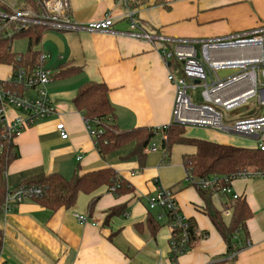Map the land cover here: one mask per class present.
I'll use <instances>...</instances> for the list:
<instances>
[{
    "label": "crops",
    "instance_id": "1",
    "mask_svg": "<svg viewBox=\"0 0 264 264\" xmlns=\"http://www.w3.org/2000/svg\"><path fill=\"white\" fill-rule=\"evenodd\" d=\"M69 2L70 15L77 24L110 16L114 27L106 32H44L35 50L49 55V66L54 70L47 90L56 114L15 138L19 157L8 169L6 187L13 189L44 174L70 180L76 174L109 168L132 185L133 193L118 197L104 186L92 194H79L71 209L57 211L36 201L11 209L0 204V264H264V179H237L232 184L233 192L246 199L252 217L246 226L251 246L230 253L226 240L205 213L199 189L187 182L184 162L197 153L196 146L175 144L166 155L158 140L156 151L149 146L139 154L136 144L130 143L102 157L74 105L82 86L104 84L120 131L168 125L176 94L168 78L180 67L164 60L163 46L174 49L172 41L262 30L264 0H129V5L120 0ZM7 3L23 10L18 0ZM2 10L0 7V14ZM131 10L137 13L144 31L166 38L167 43H149L138 37L139 32L131 30L124 18ZM25 41L27 53L29 44ZM0 66L7 69L0 77L3 80L11 65ZM70 68L79 71L68 77L60 75ZM61 123L68 140H62L57 130ZM185 136L221 146L255 147L252 141L211 129L189 128ZM254 179L261 183L249 181ZM159 188L171 191L181 214L207 235L176 259L168 220H159V212L149 205ZM214 203L220 211L225 208L220 195H214ZM77 216L87 217L88 222L82 224ZM224 218L229 222L231 216L224 214Z\"/></svg>",
    "mask_w": 264,
    "mask_h": 264
},
{
    "label": "built area",
    "instance_id": "2",
    "mask_svg": "<svg viewBox=\"0 0 264 264\" xmlns=\"http://www.w3.org/2000/svg\"><path fill=\"white\" fill-rule=\"evenodd\" d=\"M120 1L129 5V0ZM0 2L12 11V14H8L3 9L0 14V32H5L8 37L28 25L43 26L48 30L95 32H106L114 27L110 16L87 25L77 24L70 15L69 0H42L41 13L31 9H13L5 0ZM124 18L130 29L138 31L137 36L143 40L149 43H167L166 38L144 31L133 10ZM172 44L174 49L165 46L162 49L164 60L180 67L178 71L173 70L168 78L176 89L172 121L154 129L156 135H160L162 141L166 139L164 132L172 124L181 125L185 129H211L252 141L255 146L252 150L264 152V115H257V109L249 105L252 100L258 99V105L264 107V29L224 38L172 41ZM22 58V54H19L18 60L21 61ZM221 73L227 74L221 76ZM53 77L54 70L49 66V55L41 51L38 65L11 66L9 75L0 79V128L3 139L14 142L19 134L56 114L47 90ZM200 88L201 92L197 94ZM242 109L245 111L239 112ZM231 113L237 116L232 125L226 123ZM86 125L94 138L102 134L101 131H94L89 122ZM57 130L62 140H68L69 135L63 123L57 126ZM149 148L156 151L157 142L154 141ZM253 177L264 179V172L253 169L241 172L225 179L224 186L217 176L203 179L188 176L187 182L199 190H213L215 195H220L225 203L223 213L231 216L232 201L241 198L233 192L234 180ZM46 192L40 186L21 185L15 192L7 195L4 204L11 209L26 201L42 198ZM149 205L151 210L159 212V220H168L172 232L181 229V236L177 240L172 239V253L175 256L186 254L189 251V219L181 214L172 192L159 188L150 197ZM77 218L82 224L88 222L85 216ZM250 246L251 243L248 242L247 247Z\"/></svg>",
    "mask_w": 264,
    "mask_h": 264
},
{
    "label": "trees",
    "instance_id": "3",
    "mask_svg": "<svg viewBox=\"0 0 264 264\" xmlns=\"http://www.w3.org/2000/svg\"><path fill=\"white\" fill-rule=\"evenodd\" d=\"M23 5V10L31 9L36 13L42 11V0H18ZM0 7L8 14L12 11L0 3ZM47 28L37 25H28L15 31L11 37L5 32H0V64L33 67L38 65L41 51L35 50L41 43L44 32ZM25 39L28 41V52L22 54L21 61L18 55L13 52L15 40ZM79 70L70 68L63 70L60 74L68 77ZM55 77V75H54ZM109 91L106 85L97 83H87L82 86L74 105L82 114L86 122H89L92 129L101 135L95 138L98 152L102 157L109 153L121 149L130 144H136V153L151 146L154 141L160 140L161 148L168 155L169 150L175 144H191L197 147L195 155L185 158V168L187 175L196 179L220 178V184L225 185V179L231 178L241 172L250 169L257 172H264V152L250 150L246 148H236L231 146H221L200 140L188 139L185 136L186 129L177 124H172L164 132L166 139L162 141L161 136H157L154 129H133L120 131L116 125L115 110L108 97ZM0 128V204L5 203L7 195L15 192L21 185H35L46 189V195L36 199L41 206L50 211H57L61 208L71 209L77 202L81 193L92 194L101 187H107L114 195L120 197L133 193L132 185L117 174L113 169H104L91 172L85 175L76 174L74 178L67 180L59 174L40 175L28 183L20 184L13 189L6 187V174L10 165L18 159L19 153L13 140L3 139ZM168 157V156H167ZM200 194L205 202V213L211 219L216 230L222 235L230 247V253H237L247 247L248 237L246 226L252 217V211L243 197L232 201L231 219L225 221L223 211L214 203V191H202ZM95 201L92 202L93 209ZM189 251L195 248L207 235L200 231L196 222L189 219ZM181 236V229L173 231V238L177 240ZM178 256L174 255L176 259Z\"/></svg>",
    "mask_w": 264,
    "mask_h": 264
},
{
    "label": "rangeland",
    "instance_id": "4",
    "mask_svg": "<svg viewBox=\"0 0 264 264\" xmlns=\"http://www.w3.org/2000/svg\"><path fill=\"white\" fill-rule=\"evenodd\" d=\"M5 1L7 2L8 0H5ZM0 3L3 4L2 2H0ZM3 5L5 7H7L5 4H3ZM12 50L15 53L25 54L26 50H27V43H26L25 39L24 40L23 39L15 40ZM6 72H7V69L0 66V77L4 76L6 74ZM200 92H201V88L198 89V91L196 93L200 94ZM249 105H251L252 108L257 109V115H264V107L258 105V99L252 100ZM236 119H237V116H235V113H231L230 118L228 120L226 119V123L232 125V124H234ZM249 181L259 182L260 180L254 179V180H249ZM260 183H261V181H260Z\"/></svg>",
    "mask_w": 264,
    "mask_h": 264
},
{
    "label": "water",
    "instance_id": "5",
    "mask_svg": "<svg viewBox=\"0 0 264 264\" xmlns=\"http://www.w3.org/2000/svg\"><path fill=\"white\" fill-rule=\"evenodd\" d=\"M227 73H221V76H225ZM245 109L240 110L239 112H243Z\"/></svg>",
    "mask_w": 264,
    "mask_h": 264
}]
</instances>
